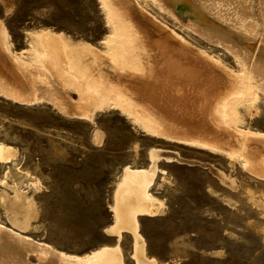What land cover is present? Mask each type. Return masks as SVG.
Here are the masks:
<instances>
[{
  "label": "rangeland",
  "instance_id": "374dc122",
  "mask_svg": "<svg viewBox=\"0 0 264 264\" xmlns=\"http://www.w3.org/2000/svg\"><path fill=\"white\" fill-rule=\"evenodd\" d=\"M135 1L162 28L242 74L236 58L195 30L193 15L183 6L171 16L155 0ZM196 1L203 6L213 1L231 7L236 2ZM261 2L249 4L264 29ZM106 13L101 0H0V26L7 47L1 46V51L9 61L19 59L16 66L25 70V83L47 81V66L37 58V54L45 55L41 37L62 35L76 45L104 51L112 34ZM215 16L209 18L216 35L218 29L239 30ZM69 66L76 72L74 62ZM263 104L264 95L259 92L256 100L243 101L238 107V127L264 133ZM1 144L13 155L11 161L0 162L3 230L72 257L119 250L121 256L111 264H139L141 247L147 264H264V180L247 173L241 161L148 135L118 109H95L90 120L71 118L47 102L21 104L3 94ZM159 150L177 152L181 159L154 162L152 154ZM127 167L156 171L150 187L154 214L137 217L139 239L127 230L121 235L112 230L117 192ZM139 201L134 188L125 194L128 207H136ZM27 261L41 264L36 254Z\"/></svg>",
  "mask_w": 264,
  "mask_h": 264
},
{
  "label": "bare ground",
  "instance_id": "6f19581e",
  "mask_svg": "<svg viewBox=\"0 0 264 264\" xmlns=\"http://www.w3.org/2000/svg\"><path fill=\"white\" fill-rule=\"evenodd\" d=\"M101 1L112 29L111 37L103 42L104 51L76 45L62 35H44L40 41L45 55L37 54V58L47 66L49 76L47 81L27 84L25 70L16 66L19 59L9 61L0 48V94L21 104L47 102L71 118L90 120L95 109H118L148 135L241 161L247 173L264 180V133L241 129L236 120L243 101L256 100L258 92L264 95V29L250 12L255 0H236L233 7L213 1L203 6L196 0L195 5L189 0H155L171 16L183 6L193 15L201 36L221 45L242 64L241 75L162 28L135 0ZM213 13L239 30L218 29L216 35L210 29ZM4 39L0 26V47L7 49ZM9 85L22 89L21 93ZM248 110L252 115V109ZM100 141L98 134L96 143ZM151 158L154 162L164 158L167 163L181 159L169 150L155 151ZM12 159L1 144L0 162ZM155 176L154 170L127 167L113 209L116 226L112 230L118 235L127 230L139 239L137 217L154 214L150 187ZM132 188L140 200L136 207L125 202ZM3 229L0 226V264H28L30 254H36L41 264H111L121 256L119 250H105L85 258L72 257ZM141 248L139 264H147Z\"/></svg>",
  "mask_w": 264,
  "mask_h": 264
}]
</instances>
